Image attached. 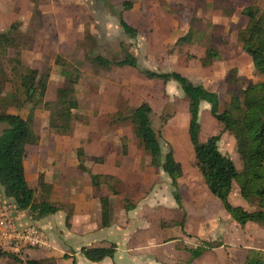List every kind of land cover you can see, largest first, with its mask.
<instances>
[{"label": "rangeland", "instance_id": "374dc122", "mask_svg": "<svg viewBox=\"0 0 264 264\" xmlns=\"http://www.w3.org/2000/svg\"><path fill=\"white\" fill-rule=\"evenodd\" d=\"M107 1L115 11L122 13L127 24L137 30L135 38L131 39L124 34L117 17L97 0H0V32L11 28L17 41L21 65L47 76L44 102L53 103L56 91L68 86L70 80H75L74 96L78 108L74 111L76 121L71 135L63 137L54 134L48 126L47 108L41 105L35 109L32 124L39 141L36 145L28 146L26 163L29 166V183L34 185L35 182L31 169L34 158L32 152L37 146L49 149L54 154L61 153L53 156L38 155L45 170H67L68 179L79 181L82 177L87 178V174L74 164L86 161L84 150L87 152V149L103 147L114 151L116 147H122L117 140L119 136L121 141L124 138L133 142L138 151L142 152L132 134L129 121H118L116 116L120 112L126 115L130 109L145 102L152 108L150 120L160 136L159 160L162 162L165 154L172 151L174 159L181 163L184 170L179 192L182 190L185 198L189 197L188 191L191 196L197 194L206 204L210 193L195 166L194 151L187 134V103L178 85L174 82L147 80L139 70L129 67L112 65L103 68L93 58L101 56L110 61H118L124 58L126 51L136 58L139 69L180 72L192 82L216 92L222 111L236 90L233 86L229 87L227 82L233 75L232 70L238 81V89L264 81V76L254 72L251 59L241 50L236 39L238 31L247 23L241 14L242 9L252 5L264 13V0ZM124 2H130L131 8L125 10ZM189 30L193 32L196 45L176 46L177 39ZM206 48L215 49L220 57L210 66L202 67L199 58L204 56ZM15 54V49H10L7 56L14 57ZM4 68L12 81L5 84L1 94L3 97L13 92L17 85V79L9 76V67L5 64ZM6 111L18 114L23 119L29 115L28 106L21 109L12 106ZM198 121L199 142H206L212 136L221 134L217 143L219 151L230 157L240 171L241 159L236 152L234 138L228 132L221 133L222 126L211 117L206 103L200 106ZM5 127V124H0V132ZM50 157L55 158L53 165L47 161ZM61 159L65 161L61 162ZM35 190L34 197H37L36 187ZM236 191L237 186L234 184L230 200L233 204L242 200L239 194L235 195ZM212 197L227 214L221 203ZM209 205L202 213V216L208 218L203 217L201 222L209 225L226 224L227 239L232 224L216 214L215 205ZM170 216L172 221L166 219L164 224L174 223V219L177 222H181L182 218L188 221L189 216V220L196 223L195 213L186 215L181 210ZM194 223L192 226L195 227ZM180 229L175 226L165 229L163 233L165 244L169 243L163 247L165 264H183L188 258L185 251L182 253L183 246H200V240L209 242L205 237L207 231L203 228L200 229V238L188 236L187 229L192 231V227H188L186 233ZM219 229H216L217 240L222 239L219 236L222 231ZM173 244L175 247H172ZM176 250L177 254L174 253ZM250 254L253 255V251ZM4 264L17 263L7 259Z\"/></svg>", "mask_w": 264, "mask_h": 264}, {"label": "trees", "instance_id": "16d2710c", "mask_svg": "<svg viewBox=\"0 0 264 264\" xmlns=\"http://www.w3.org/2000/svg\"><path fill=\"white\" fill-rule=\"evenodd\" d=\"M106 6L112 15L118 19L121 30L131 39L137 36V30L127 24L122 13L115 11L107 0H97ZM124 9L131 8L130 2L123 3ZM241 14L247 19L244 28L237 33L236 39L241 50L251 59L254 72L264 76V13L258 7L249 5L242 9ZM176 46L196 45L193 32L189 30L184 36L177 39ZM10 49H15L14 57H8ZM18 46L10 30L0 32V124L5 128L0 132V192L10 200L18 210H29L32 215L42 217L55 213L57 209L48 201L51 185L43 181V176L38 178V187L42 192L40 201H34V189L26 180L23 165L27 147L36 145L38 135L33 129V114L35 109L44 105L49 111L48 126L59 136H69L73 131L76 121L74 111L78 108L74 96L75 80H70L68 86L56 91L53 103L44 102L47 90V76H42L36 69L24 68L21 65ZM220 57L213 48H206L204 56L199 58L202 67H208ZM93 61L100 67L108 68L129 67L139 70L147 80H158L163 83L174 82L178 85L187 103L189 116L187 134L193 147L195 166L201 174L209 193L223 206L226 213L239 225L248 222L256 223L264 228V81L255 82L244 89H238L234 70L228 80L229 87L233 86L235 92L220 111V100L216 92L209 91L202 84H196L182 74L171 72H155L149 69H139L137 60L130 53L124 51V58L110 61L101 56H95ZM9 67V76L17 79L13 92L1 96L4 86L11 82L5 68ZM206 103L209 114L221 124V133L228 132L235 141L236 152L241 159L242 168L236 169L234 162L222 154L217 146L219 135L212 136L206 142H199L200 124L198 121L200 106ZM17 109L29 107L27 119L18 114L8 113V107ZM152 108L148 103H141L129 110L128 114H117L118 121H129L133 136L142 151L150 157L151 165L160 168L170 179L177 205L181 208V199L178 192V180L182 176L181 165L175 161L171 151H168L164 160L160 157V136L150 120ZM79 168H85L79 163ZM94 190L101 184L109 182L119 183L112 177L91 175ZM238 188L239 196L247 203L255 205L256 211L249 212L242 207L234 206L229 202V195L233 185ZM112 188V186H110ZM116 194V192H113ZM126 210L133 206L125 201ZM110 225V210L102 211V226ZM208 243L191 249V259L198 258L206 249ZM205 246V247H204ZM80 253L90 262H99L114 254V247L110 248H82ZM7 257L17 264H43V261L23 260L20 256L0 251V258Z\"/></svg>", "mask_w": 264, "mask_h": 264}, {"label": "crops", "instance_id": "0c3cea01", "mask_svg": "<svg viewBox=\"0 0 264 264\" xmlns=\"http://www.w3.org/2000/svg\"><path fill=\"white\" fill-rule=\"evenodd\" d=\"M120 139L117 136L122 147H116L114 151L103 147L87 149V152L84 150L86 161L83 164L80 162L74 164L78 169H80L79 163L85 168V170H80L87 174V178L82 177L80 181L68 179L67 170L54 168L45 170L40 160L41 157L39 158L38 155L53 156L61 153L54 154L49 149L37 146L38 148L36 147V150L32 152L34 158L31 169L35 182L34 185H30L29 166H27L26 157L24 158L23 165L28 185L34 189V194H36L35 187L37 188V197H34V201L36 198L39 200L35 203L39 202L42 196L38 187V178L42 175L43 181L51 185L48 201L57 211L42 217L32 215L29 210L19 211L20 226L34 225L42 230L47 238L45 247L37 250H24L23 255L20 256L21 259L43 261V264H165L163 247L169 243L165 244L163 233L165 229L179 226L181 232L185 233L188 227H192V231L187 229L188 236L193 235L197 238H200V229L203 228L207 231L205 237L208 243H211L195 259H191L189 250L199 246H183L182 253L185 251L188 255L183 264H264V228L256 223L248 222L239 230L240 226L222 211L210 194L205 204V201L197 194L191 196L188 191L189 197L185 198L182 190L180 192L178 190L181 210L186 215L195 213L196 223L189 220V216L188 221L182 218L181 222L174 219V223L164 224L166 219L172 221L170 215L181 211L172 196L174 189L172 190L170 179L160 168L151 165L150 157L142 149V152H139L133 142L124 140V138L122 141ZM144 156H146L145 159ZM54 160L55 158L52 157L47 158L51 165ZM60 161L64 162L65 159ZM175 161L181 165L178 160L175 159ZM181 168L182 176L178 180L177 189H179V183L181 184L180 180L184 174L182 165ZM91 175L109 176L119 183H104L98 190H94ZM235 195H238V188ZM231 197L230 193L229 202ZM125 201L129 202L133 208L126 210ZM210 203L217 208L216 214L232 224L231 233L227 239L226 224L209 225L201 222L204 217L202 213L210 206ZM230 203L249 212L257 210L256 206H251L243 199H239L235 204ZM104 209L110 210V225L107 227L102 226ZM207 218L204 217V219ZM193 223L195 227L192 226ZM218 228L222 231L219 234L222 239L217 240L216 229ZM200 241V246H202L205 241ZM112 246L114 254L99 262H90L80 253L82 248H110ZM172 247H175V244ZM251 251L254 257L250 254ZM174 253L177 254V250ZM7 259L9 258L1 257L0 264H4V260L7 261Z\"/></svg>", "mask_w": 264, "mask_h": 264}, {"label": "built area", "instance_id": "2783aa9c", "mask_svg": "<svg viewBox=\"0 0 264 264\" xmlns=\"http://www.w3.org/2000/svg\"><path fill=\"white\" fill-rule=\"evenodd\" d=\"M19 211L0 192V251L16 256H21L24 250H37L47 245V238L38 227L19 225Z\"/></svg>", "mask_w": 264, "mask_h": 264}]
</instances>
